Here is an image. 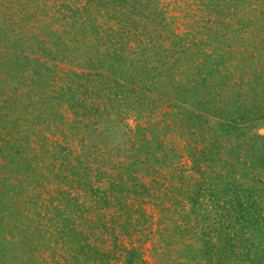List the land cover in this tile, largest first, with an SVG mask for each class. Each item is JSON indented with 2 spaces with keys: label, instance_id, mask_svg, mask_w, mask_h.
<instances>
[{
  "label": "rangeland",
  "instance_id": "1",
  "mask_svg": "<svg viewBox=\"0 0 264 264\" xmlns=\"http://www.w3.org/2000/svg\"><path fill=\"white\" fill-rule=\"evenodd\" d=\"M0 104V264H264V0H0Z\"/></svg>",
  "mask_w": 264,
  "mask_h": 264
},
{
  "label": "trees",
  "instance_id": "2",
  "mask_svg": "<svg viewBox=\"0 0 264 264\" xmlns=\"http://www.w3.org/2000/svg\"><path fill=\"white\" fill-rule=\"evenodd\" d=\"M109 38H110V40L111 39H113V41H119V42H123L122 41V39H123V37L121 38L120 36H119V38H118V36H108ZM107 37V38H108ZM74 38V37H73ZM72 38V39H73ZM109 38H108V40H106L105 38H104V36H101V38H99V40H100V43L101 44H103L104 42L106 43V45H107V43H108V41H109ZM99 43V44H100ZM62 87V86H61ZM23 99H25V98H23ZM23 99H21V101L23 100ZM27 99V98H26ZM16 100H18V99H15L14 100V102H12V104H14L15 103V105L17 104L15 101ZM14 105V106H15ZM13 105H10V107H9V109H16V106L14 107ZM2 107H4V105L3 104H0V111H1V109H2ZM17 110V109H16ZM35 108L34 107H32V111H34L35 112ZM32 111L29 109V113H32ZM27 112V111H26ZM25 112V113H26ZM32 114H34V113H32ZM24 115H26V114H24ZM23 133V132H22ZM12 136H14L13 134H12ZM89 168H91L90 166H89ZM135 178H137V176H135ZM154 182V181H153ZM136 185H134V187H135ZM142 187H146L145 188V190L146 189H148V187H149V185L148 184H146V183H143V185H142ZM133 191H135V190H133ZM132 193V192H131ZM122 204V206H127V207H129L128 205H125L124 203H121ZM130 205V204H129ZM126 207V208H127ZM127 209H130L129 210V215H131L130 214V212L133 214V211L136 209H134V207H129V208H127ZM99 215H100V220H98V219H93V217L92 218H88V223H89V225H90V228L91 229H95V232L97 233V238H103L104 240V242H106L107 241V235L109 236V235H111L112 233H114L113 232V230H111V228H113L112 227V225L114 224V223H112L113 221H114V219L115 218H113V216H111V218L109 217V216H105L104 214H100L99 213ZM113 218V219H112ZM124 219L125 217L124 216H120V218H118V219ZM110 219H112L111 220V222H110ZM73 224V223H72ZM93 229V230H94ZM70 232H71V234L73 233L74 234V236H76V234L75 233H77V231H76V229L75 230H73V227H70ZM69 235V234H68ZM85 245H86V250H84V248H81L80 250H78L80 253L82 252V253H85V255H87L88 254V257H91L90 255H93L94 254V257L95 256H97V255H101V256H106V255H108V253H109V248H107V246H106V248H103V246L104 245H100V242L98 243V242H92V240H89L88 239V237L85 239ZM81 246V245H80Z\"/></svg>",
  "mask_w": 264,
  "mask_h": 264
}]
</instances>
